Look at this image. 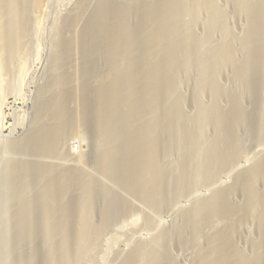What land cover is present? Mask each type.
Returning <instances> with one entry per match:
<instances>
[{"label":"bare ground","instance_id":"1","mask_svg":"<svg viewBox=\"0 0 264 264\" xmlns=\"http://www.w3.org/2000/svg\"><path fill=\"white\" fill-rule=\"evenodd\" d=\"M43 1L0 0L1 65L12 68L16 52L25 48L24 34L32 22L30 11L40 9ZM221 1L98 0L90 7L86 0H80L75 12L62 21L53 59L57 72H51L53 76L40 90L41 105L32 125L21 139L9 137L6 142L0 140V144L40 152L39 158L42 154L61 155L65 152L67 135L74 127L79 123L88 125L94 141L93 163L145 203L159 209L173 198V173L185 170L187 187L199 175L212 179L223 161L228 160L227 154L230 158L239 157V128L243 120L251 117L241 119L246 91L253 98V118L248 127L259 138L264 137V0H232L234 4L231 1L240 17L247 16L248 38L243 46L229 42L226 24L218 18ZM206 11L208 17L203 16L208 14ZM78 18L84 20L78 36L67 37L63 31L71 28ZM203 18L208 41L214 28L220 26L223 30L222 55L219 50L214 52L221 55L218 60L210 42L204 48L197 46V27L205 22ZM217 32L221 33L219 29ZM76 43L82 55L79 71L84 81L80 88L79 83L75 85L72 81L75 73L64 64ZM193 63L200 69L195 76L190 75ZM229 66L233 67L235 79L230 99L231 119L225 124L222 115L219 116V78ZM182 74L190 75L189 79L197 78L200 87L194 104L197 119L192 128L184 123ZM205 90L213 96L215 114L210 120H204L201 111ZM74 97L81 103L80 110L71 108L78 103L69 106ZM209 121L217 127V151L211 156L207 151L211 145H206V149L203 136ZM185 138L198 141V147L194 150L192 144L183 148ZM174 147L181 148L182 158L178 165L166 167L163 155L171 153ZM42 158L40 163L13 161L7 165L11 185L8 199L22 195L23 201L10 212L9 228L0 227V254L3 246L14 250L22 241L27 247L31 244L34 264L43 262L40 256L44 252L48 264H82L86 256L97 250L94 238L97 223L102 221L110 226L136 208L124 195L103 186L105 183L83 170L41 163ZM79 158L87 159L80 155ZM196 158H199L197 165L193 163ZM192 163L197 167H192ZM36 175L47 179L41 188L32 183ZM180 178L178 184L183 181ZM231 189L218 188L210 197L195 201L192 208L177 215L171 243L166 240L165 231H161L152 242L140 243L133 249L123 264H173L174 258L170 259L173 255L168 252L174 243H180L179 248L192 247L189 264H241L235 259L236 242L249 223L254 226L260 247L256 254H249L250 259L253 264H264V154L254 160L252 171L243 169L237 174ZM74 190L77 192L73 193ZM236 193L243 196L241 218L232 205ZM167 236L170 237L168 233ZM26 257L18 256L12 264H25Z\"/></svg>","mask_w":264,"mask_h":264},{"label":"rangeland","instance_id":"2","mask_svg":"<svg viewBox=\"0 0 264 264\" xmlns=\"http://www.w3.org/2000/svg\"><path fill=\"white\" fill-rule=\"evenodd\" d=\"M79 1L80 0H44L40 9L37 10L34 9L30 11L32 22L25 31L26 35L24 34L25 48L23 50L16 52L14 60L12 61V68L6 67L5 65H1L2 62L0 61V92H1L0 93V104H1L0 105V140L6 142L9 139V137H12L11 138L12 140H19L27 134L29 127L33 123L35 112L41 105V101L39 100L40 90L47 83V81L53 76V73L51 72H53V70L54 71L56 70L57 72V67L54 65L53 59H55L54 56L56 53L55 52L56 48L58 46L57 42L59 40L58 39L59 33H61L62 31L61 28L62 21L63 19H65L66 16H68V14L72 15L75 12L77 7L75 5ZM86 1L88 5H90V7H93L98 2V0H86ZM231 1L232 0H228V1L222 0L220 2L218 18L220 21L226 24V30H228L227 33L229 37V42L235 43L238 46H240L242 43L243 46L245 44L244 42H246L248 38V36H246L247 16L243 14L241 15L242 17H240V14H237L238 11L236 6L234 5L235 6L234 8L233 6L234 3L232 1L233 3L232 4ZM207 15H209V13L203 14V16L208 17ZM237 17L242 19L239 20ZM76 20L77 21L71 26V28L65 30V32L63 31V33L67 37L72 38L71 36L73 35L78 36L80 26H82L84 20H81L80 18ZM203 21H205L204 18ZM206 27H207L206 21L202 22V26H200V28L197 27L198 30H197L196 41L197 42L199 41L198 42L199 44L197 43L198 45L197 44L196 45L199 48H204L206 43L210 42L213 48V53L215 52V50H219V52L218 51L216 52L221 54L222 49L220 44L222 43V40L220 39H222L221 36L223 35L222 33L223 30H221L222 28L220 26H218L217 29L214 28L213 30L214 32H212V37L210 41H208V39L205 38L206 31L204 29H207ZM58 28L60 29V31ZM218 29L221 31V33L217 32ZM76 45L74 46L78 48L75 49L74 46L72 47L73 48L71 50L72 52H70V54L66 57L67 59L65 58L64 64L70 71H72V73H75L73 74L72 81L74 82L75 85L79 83L78 87L80 88L79 85L84 81V80L81 81V79L83 78L81 77L79 71V69L81 68L80 64L82 61V57H81L82 55L80 50H78L80 46L77 43ZM228 48H231V46L229 45ZM218 53H214L215 55L214 58L216 60H218L219 56L222 55V54L218 55ZM197 67L198 65L195 63L190 64V70L192 73L190 75L195 76L196 74H198V72H200L199 67L198 68ZM72 68L74 70L76 69L77 72L71 70ZM227 69L228 70L225 69L226 71L224 70L223 73L220 74L221 76L219 78V85H220L219 91H221L219 92V94L221 95V108H220L221 113L219 112V116L220 114L222 115L220 116V118L221 121L225 124L228 123V121L231 119L230 99L232 98L233 95L232 85L234 84V79H235L234 70H231L233 69V67L229 66L227 67ZM190 75H186V74L181 75L180 88L183 86L181 88V92H182L181 103L183 105L182 108L184 111V115H183L184 123L187 127L192 128L196 124V119H197L196 116L197 113L195 108L196 105L194 104H197L196 99L198 97L197 95L200 91V87L198 85L199 82L196 83L198 81L197 78L195 79L190 78L192 81L189 82ZM186 80H188V82ZM244 85L245 84L243 83V86ZM196 90H198V92H196ZM209 94L210 93L208 91L206 90L203 91L202 98L204 99H203V105L201 111L203 110L202 116L204 120H210L215 114V108L213 106V99H212L213 96ZM245 96L248 97L249 100ZM73 99L69 100L70 107L71 105L80 102L79 99L77 100L76 97H74ZM75 99L77 101H75ZM244 102H245L244 108L242 109L241 112V119L243 117L246 119L248 115L251 117L243 121L241 120L242 125H240L239 128V133L241 134V137L239 136V142H238V144H240L238 146L239 157H234V158L231 157L233 158L231 159L230 158L231 155L227 154L229 156L228 160L226 159V161H223L224 164L222 163V166H220L217 169V173L214 174L215 176L213 175L212 179L207 180L203 178L201 175H199L200 177L197 176V178L194 179L193 182L190 184V187H187L189 179L187 178V174L186 175L184 174L186 173L185 170H182L181 172L182 174L176 172L177 174H179V176H177L178 178L176 177L177 174L175 175V173H173L172 175L173 176L172 180L174 182L173 184L174 190L172 195L173 200L171 199L169 203L165 205L166 207L164 206L160 209L148 203H145L144 200L141 199L139 195H136L135 192H132L127 188H125V186H123V183H119L117 180L116 182L115 179L108 176L102 169H100L99 167H97V165L93 163L94 159L93 157L91 159V156L93 154L92 150L94 148V144L92 143H94V141L92 138L93 136L91 135V130L88 127V125L87 127H85L86 125H82V123H79L77 124V126L74 127L75 129H73L72 132L67 135L66 142L64 144L65 152L63 154L61 155L42 154L41 158L43 157L42 158L43 160L41 161V163L43 162L46 164L56 163L63 166H69V165L73 167L75 166L78 172L79 170H83L88 175L93 176L94 179L96 180L98 179V181L101 184L102 183L106 184V185L104 184L103 186L105 187L107 186V188L109 189L111 188L112 191L117 192L122 196L124 195L125 198H128L129 201L133 202L136 208L134 212H132L128 216H123L122 218L120 217L119 220L117 219L110 226L107 225V223L103 225L104 222L102 221H100L101 223L100 222L97 223L94 233L95 242L98 245L97 250L94 252V254L86 256L82 264H123L125 263L126 257L132 251H134L133 249H135L140 243L152 242L161 231L162 232L165 231L166 240H168V242L171 243V241H173V238L175 236L173 234V230H175L174 225L176 223V218L180 212L188 211L190 208L194 206L195 201L201 198L210 197L212 193L218 190V188L232 190L231 188L234 185L235 177L241 170L246 169L248 171H252V165L254 163V160L259 155L264 154V137L259 138L257 134L255 132H252L248 127L253 118L251 112V108L253 105L252 104L253 98L248 91L244 93ZM79 104L81 105V103H78L77 105H73V107L71 108H73V110L76 109V111L77 108H79L80 110ZM249 113H251V115ZM210 122L211 121L208 122L206 126L207 128L205 127L204 130L205 132H203V136L205 138L204 145L206 149L211 145L210 148H208L209 150L207 149L209 155L211 156L214 155L217 151L216 142H215L217 127L212 126L213 125L212 122L211 124H209ZM12 131L14 132L12 133ZM225 134L228 136L226 132ZM185 140H183L182 142H185ZM197 142L198 141L196 142L187 141L184 146L182 143V147L185 148L187 147V145H191V146L194 145L192 148L195 150L198 147ZM29 150L30 149L28 148L25 150L24 149L16 150V148H10L5 144H0V227L7 226L6 229L9 228L8 218L10 212H12L15 209V207L17 208V206H20V204L23 201L22 195H19L15 199L13 198L14 200L8 199L11 198L9 194L10 191L9 189L11 188L10 187L11 185H8L9 184L7 180L8 176L6 174L8 172L7 165L9 166L10 164L9 162H13V161H15L14 163L18 162L19 164H24V163L27 164V162L30 163V161L33 163H36L34 161L40 163L41 160V158H39L40 152H36V151L33 152L32 150L30 151ZM79 155L87 159L81 161ZM182 155H183V151L181 150V148L174 147L171 153H167L166 156L165 154L163 155L162 160L164 166L168 167L172 165V163H175V166L178 165L179 161L181 160L180 158H182ZM198 159L196 158L197 161L195 160L193 161V163L197 165L196 162H198ZM193 163H192V167L196 166L193 165ZM196 174L197 173L195 172V176ZM174 176L177 179H175ZM180 177H182L183 181L180 184H178L179 180L181 179ZM42 178L39 175H36L34 179H32V183L34 187L41 188L43 187V185H45L47 179L45 178L42 179ZM75 186L76 185H73L72 187L75 188ZM89 189L91 188L88 187V190ZM75 192H77V190L73 191V193ZM258 197H262V195H259ZM233 198L234 199H232V203H233L232 205L234 207V211L235 213H237V215H239V218H241L243 216L241 214L243 205L240 203H243L242 202L243 196L240 195V193H236L233 196ZM234 201L236 204L234 203ZM146 216H148V218ZM95 217H94L95 220L99 219L97 215H95ZM219 222H222V220ZM245 230H246L245 233L236 242L237 246L235 248L236 249L235 259L242 262L241 264H253L249 254L251 255L256 254L260 249V247L258 242L256 241L257 237H255L256 235L253 224L251 223L246 224ZM167 233L170 237L167 236ZM21 242L20 245L21 244L22 245L21 246L18 245V247H16L14 250L12 248L9 249V247L8 248L6 247L7 248L6 249L3 246L4 249H2L3 251L1 250V254H0V260L2 259V261H0L1 262L0 264H9V263L12 264V261L18 256H25V257L27 256L25 259V264H31V263L34 264V260L32 261L33 250H31L32 247L31 249L29 248L31 244H28L27 247V244H23ZM178 245L177 243H174V245L171 246L172 248L170 250L171 253L169 251L168 254L169 256L170 255L173 256L170 257V259L173 260L174 258L175 262H173L174 261L173 260L172 261L173 264H189L191 254L193 253L192 247L184 246L183 248L182 247L179 248ZM11 249L12 251L10 252ZM45 255L46 254L44 252V254L42 253L40 256V262L43 261L41 262L42 264H48ZM30 256L31 259H29Z\"/></svg>","mask_w":264,"mask_h":264}]
</instances>
